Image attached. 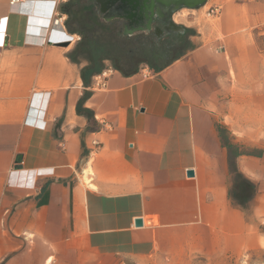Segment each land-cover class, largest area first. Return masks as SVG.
Segmentation results:
<instances>
[{"label": "crops", "instance_id": "obj_1", "mask_svg": "<svg viewBox=\"0 0 264 264\" xmlns=\"http://www.w3.org/2000/svg\"><path fill=\"white\" fill-rule=\"evenodd\" d=\"M10 1L0 0V264H188L260 247L264 0H223L215 25L176 22L190 47L168 67L126 77L105 62L86 88V62L68 59L77 42H54L75 35L59 11L67 0L52 17L55 0ZM84 92L89 118L76 111ZM228 147L255 185L251 219L228 197Z\"/></svg>", "mask_w": 264, "mask_h": 264}, {"label": "trees", "instance_id": "obj_2", "mask_svg": "<svg viewBox=\"0 0 264 264\" xmlns=\"http://www.w3.org/2000/svg\"><path fill=\"white\" fill-rule=\"evenodd\" d=\"M59 11L66 16V30L80 37L75 47L68 53L72 63L83 60L86 64L80 69L84 88L90 85L92 78L105 68V62L123 76H131L146 66L154 72H160L182 56L190 47L185 35L192 31L185 29L184 35H165L161 40L154 36L136 35L123 37L109 23L101 19L95 0H67L60 5ZM89 92H84L76 106L80 115L89 118V110L83 108ZM94 125V123H90ZM90 130L94 127H88ZM222 130L220 131V134ZM228 147V171L230 188L228 197L235 206L247 211L255 195V185L248 181L237 169V151L231 153Z\"/></svg>", "mask_w": 264, "mask_h": 264}, {"label": "rangeland", "instance_id": "obj_3", "mask_svg": "<svg viewBox=\"0 0 264 264\" xmlns=\"http://www.w3.org/2000/svg\"><path fill=\"white\" fill-rule=\"evenodd\" d=\"M222 1L223 0H208L207 3H205L203 6L197 9H193V10L180 9L171 14V22H173L176 25H177L176 22H184L185 24H194L199 28L206 24L215 25L219 21V16L223 4ZM232 1L240 3L242 1H247V0H232ZM211 9L217 11L215 13H210ZM238 117L242 118V122L245 123V122H249L250 115L241 114V116ZM221 133L222 135L226 133L227 134L226 138L227 140H229V136L226 130L223 129ZM240 133L241 135H243L247 133V131L244 129ZM238 150L239 148L237 147L230 149L232 154L233 152ZM246 217H248V219L250 218V207H248L246 211ZM258 231L261 238H263L264 223L261 224V220H259ZM188 264H264V239H260V247L257 250L243 252L238 257L225 256L214 259L196 258Z\"/></svg>", "mask_w": 264, "mask_h": 264}, {"label": "flooded vegetation", "instance_id": "obj_4", "mask_svg": "<svg viewBox=\"0 0 264 264\" xmlns=\"http://www.w3.org/2000/svg\"><path fill=\"white\" fill-rule=\"evenodd\" d=\"M99 15L101 19L109 23L110 26L125 38L136 35L154 36L155 39L161 40L165 35H184L177 32H166L169 21H171V11L163 12L164 17L159 18L154 9V16L152 17L151 29L145 30L150 15L148 9L143 7L142 0H116L108 8L105 14L100 13V6L98 0H95ZM156 8V7H155ZM161 15V14H160ZM140 28H143L141 31ZM157 30H161L162 34H157ZM131 32L132 34H127Z\"/></svg>", "mask_w": 264, "mask_h": 264}, {"label": "water", "instance_id": "obj_5", "mask_svg": "<svg viewBox=\"0 0 264 264\" xmlns=\"http://www.w3.org/2000/svg\"><path fill=\"white\" fill-rule=\"evenodd\" d=\"M116 0H98L99 6H100V13L105 14L110 7ZM208 0H142L143 7L148 9L150 15L148 16V22L145 26V30L151 29V22L152 17L154 16V9L157 15H159V18H163V12L171 11L172 13L180 10V9H197L201 6H203L205 3H207ZM156 7V8H155ZM161 14V15H160ZM142 31L143 28H140ZM165 31L168 32H177L182 31V27L180 25H176L173 22L169 21L167 27L165 28ZM132 34L131 32L127 33ZM157 34H162L161 30H157ZM20 162V158H17V163ZM186 175L188 177L193 176L192 171H187ZM135 226H141L142 222L140 219L135 220Z\"/></svg>", "mask_w": 264, "mask_h": 264}, {"label": "built area", "instance_id": "obj_6", "mask_svg": "<svg viewBox=\"0 0 264 264\" xmlns=\"http://www.w3.org/2000/svg\"><path fill=\"white\" fill-rule=\"evenodd\" d=\"M64 1H66V0H55V1H53L52 2V4H51V11H50V17H52L54 14H53V11L55 10V8H56V3L57 2H64ZM22 4V3H24V0H11L10 1V7H14V5L15 4ZM217 10H213V9H211L210 10V13H215ZM58 21V19H56V20H53V26H54V24H55V22H57ZM80 40V37L79 36H77V35H73V36H68L67 38H65L64 40H57V41H54V42H70V41H73V42H78ZM141 69H142V76L143 77H149V76H151V71L149 70V68H147V67H141ZM37 175H39V173H37ZM12 185V184H11ZM15 185H17V186H23V184H15ZM33 183H32V181L31 182H29V183H27V184H25L24 185V187H29V188H32L33 187Z\"/></svg>", "mask_w": 264, "mask_h": 264}, {"label": "bare ground", "instance_id": "obj_7", "mask_svg": "<svg viewBox=\"0 0 264 264\" xmlns=\"http://www.w3.org/2000/svg\"><path fill=\"white\" fill-rule=\"evenodd\" d=\"M25 1H26V0H24V2H25ZM20 4H21V3H20ZM15 5H18V4H15ZM15 5H14V6H15ZM54 26H55L56 28L59 27V26H60V25H59V22H58V21L55 22ZM56 28H55V29H56ZM59 29H60V28H59ZM59 32H60V31H59ZM63 33H64V32H63ZM69 37H70V36H69Z\"/></svg>", "mask_w": 264, "mask_h": 264}]
</instances>
